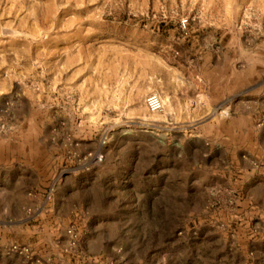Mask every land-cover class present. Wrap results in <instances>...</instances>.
Here are the masks:
<instances>
[{"label":"rangeland","instance_id":"obj_1","mask_svg":"<svg viewBox=\"0 0 264 264\" xmlns=\"http://www.w3.org/2000/svg\"><path fill=\"white\" fill-rule=\"evenodd\" d=\"M259 13L264 0H0V264H264V205L240 212L243 173L192 142L233 108L157 76L199 33L251 47Z\"/></svg>","mask_w":264,"mask_h":264},{"label":"crops","instance_id":"obj_2","mask_svg":"<svg viewBox=\"0 0 264 264\" xmlns=\"http://www.w3.org/2000/svg\"><path fill=\"white\" fill-rule=\"evenodd\" d=\"M258 18L264 23L262 13ZM195 38L188 54L181 52L179 59L175 56L166 59L163 55L162 69L159 58L158 83L162 81L175 92L176 81L184 80L189 96L196 99L201 95L212 108H219L218 115L222 114L224 118L229 117L227 112L233 108L231 124L216 121L213 132L196 129L192 142L194 148L205 146L208 150L223 149L229 153L226 172L243 173L241 184L248 186L243 190L244 202L239 210L246 213L251 209V201L258 207L264 205V169L251 170L248 159L241 157L245 154L264 165V148L254 141L258 135L254 122L264 118V29L255 34V43L251 47L246 46L245 39L242 40L237 32L206 31ZM230 46L234 48L232 54ZM165 65L173 72L166 70ZM232 97H238L235 106L229 101ZM261 125L257 123V127ZM226 179L228 184L232 183L230 175Z\"/></svg>","mask_w":264,"mask_h":264},{"label":"built area","instance_id":"obj_3","mask_svg":"<svg viewBox=\"0 0 264 264\" xmlns=\"http://www.w3.org/2000/svg\"><path fill=\"white\" fill-rule=\"evenodd\" d=\"M179 26L182 30H186L188 26V18H183L179 21ZM144 106L147 112L151 114H160L164 111V102L161 97L156 93L148 94L144 99ZM252 167L254 170H263L264 165L258 162H252ZM14 249H16L14 247Z\"/></svg>","mask_w":264,"mask_h":264},{"label":"bare ground","instance_id":"obj_4","mask_svg":"<svg viewBox=\"0 0 264 264\" xmlns=\"http://www.w3.org/2000/svg\"><path fill=\"white\" fill-rule=\"evenodd\" d=\"M164 102V101H163Z\"/></svg>","mask_w":264,"mask_h":264}]
</instances>
